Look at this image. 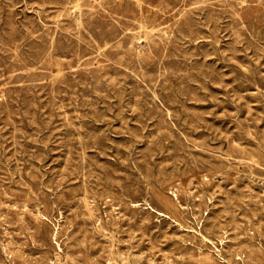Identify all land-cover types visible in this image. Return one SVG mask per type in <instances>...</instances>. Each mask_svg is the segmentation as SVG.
I'll use <instances>...</instances> for the list:
<instances>
[{"label": "rangeland", "instance_id": "1", "mask_svg": "<svg viewBox=\"0 0 264 264\" xmlns=\"http://www.w3.org/2000/svg\"><path fill=\"white\" fill-rule=\"evenodd\" d=\"M135 1L0 0V264H264V0Z\"/></svg>", "mask_w": 264, "mask_h": 264}, {"label": "bare ground", "instance_id": "2", "mask_svg": "<svg viewBox=\"0 0 264 264\" xmlns=\"http://www.w3.org/2000/svg\"><path fill=\"white\" fill-rule=\"evenodd\" d=\"M87 1V0H86ZM99 1V0H98ZM137 1V0H136ZM135 1V2H136ZM196 1V0H195ZM198 1V0H197ZM196 1V2H197ZM259 1V0H258ZM69 2V1H68ZM78 2V1H77ZM77 2H76V4H77ZM79 2H80V0H79ZM101 2V1H100ZM129 2V1H128ZM229 2V1H228ZM250 2V1H249ZM61 3V2H60ZM85 3V2H84ZM96 3V2H95ZM108 3V2H107ZM221 3V2H220ZM232 3V2H231ZM235 3V2H234ZM234 3H232V4H234ZM237 3H239V2H237ZM106 4V3H105ZM117 4H118V2H117ZM230 4V3H229ZM228 4V5H229ZM192 5V4H191ZM202 5V4H201ZM216 5V4H215ZM220 5V4H219ZM244 5V4H243ZM242 5V6H243ZM80 5H77V7H79ZM142 6V5H141ZM217 6V5H216ZM226 6V5H225ZM240 6V5H239ZM249 6V5H248ZM247 6V7H248ZM6 7V6H5ZM74 7V6H73ZM145 7V6H144ZM200 7V6H199ZM204 7V6H203ZM220 7V6H219ZM222 7V6H221ZM252 7V6H251ZM97 8H98V6H97ZM148 8V7H147ZM169 8V7H168ZM207 8V7H206ZM245 8V7H244ZM39 9V8H38ZM65 9V8H64ZM141 9V8H140ZM15 10V9H14ZM80 10V9H79ZM154 10V9H153ZM185 10V9H184ZM184 10H182V12L184 11ZM216 10V9H215ZM221 10V9H220ZM244 10V9H243ZM47 11V10H46ZM45 11V12H46ZM86 11V10H85ZM92 11V10H91ZM102 11V10H101ZM104 11V10H103ZM187 11V10H186ZM192 11V10H191ZM228 11V10H227ZM236 11H237V9H236ZM260 11V10H259ZM6 12V11H5ZM75 12V11H74ZM105 12V11H104ZM156 12V11H155ZM177 12V11H176ZM193 12V11H192ZM231 12V11H230ZM241 12V11H240ZM246 12V11H245ZM43 13V12H42ZM64 13V12H63ZM106 13V12H105ZM125 13V12H124ZM161 13V12H160ZM217 13V12H216ZM232 13V12H231ZM238 13V12H237ZM45 14V13H44ZM61 14H62V12H61ZM142 14V13H141ZM144 14H146V13H144ZM181 14V13H180ZM180 14H177V15H180ZM195 14V13H194ZM233 14V13H232ZM256 14V13H255ZM257 14H259V13H257ZM67 15H69V14H67ZM150 15V14H149ZM186 15V14H185ZM215 15V14H214ZM218 15V14H217ZM220 15V14H219ZM261 15V14H260ZM44 16V15H43ZM65 16V15H64ZM105 16V15H104ZM161 16V15H160ZM187 16H189V15H187ZM186 16V17H187ZM213 16V15H212ZM231 15H229V17H230ZM236 16V15H235ZM58 17V16H57ZM69 17V16H68ZM71 17V16H70ZM69 17V18H70ZM216 17V16H215ZM237 17V16H236ZM76 18V17H75ZM155 18V17H154ZM193 18V17H192ZM257 18V17H256ZM72 19V18H71ZM80 19V18H79ZM142 19V18H141ZM191 19V18H190ZM233 19V18H232ZM255 19V18H254ZM81 20V19H80ZM87 20V19H86ZM216 20H217V18H216ZM235 20V19H234ZM243 20V19H242ZM248 20V19H247ZM246 20V21H247ZM256 20V19H255ZM108 21V20H107ZM113 21V20H112ZM193 21V20H192ZM196 21H197V19H196ZM30 22V21H29ZM28 22V23H29ZM48 22V21H47ZM50 22V21H49ZM52 22V21H51ZM58 22V21H57ZM132 22V21H131ZM144 22H145V20H144ZM250 22V21H249ZM258 22V21H257ZM32 23V22H31ZM61 23V22H60ZM116 23V22H115ZM114 23V24H115ZM150 23V22H149ZM243 23V22H242ZM245 23V22H244ZM251 23V22H250ZM9 24H11V23H9ZM14 24V23H13ZM56 24V23H55ZM54 24V25H55ZM122 24V23H121ZM134 24V23H133ZM135 24H137V23H135ZM142 24V23H141ZM185 24V23H184ZM194 24V23H193ZM5 25V24H4ZM19 25V24H18ZM32 25V24H31ZM36 25V24H35ZM43 25V24H42ZM58 25V24H57ZM79 25V24H78ZM190 25V24H189ZM195 25V24H194ZM237 25V24H236ZM244 25V24H243ZM12 26V25H11ZM34 26V25H33ZM38 26V25H37ZM60 26V25H59ZM66 26V25H65ZM68 26V25H67ZM31 27V26H30ZM54 27V26H53ZM74 27V26H73ZM141 27H143V26H141ZM234 27V26H233ZM236 27H238V26H236ZM255 27H257V26H255ZM254 27V28H255ZM38 28V27H37ZM44 28V27H43ZM76 28V27H75ZM78 28H79V26H78ZM83 28V27H82ZM109 27H107V29H108ZM124 28V27H123ZM177 28V27H176ZM197 28H199V27H197ZM253 28V27H252ZM45 29V28H44ZM167 29V28H166ZM179 29V28H178ZM182 29V28H181ZM187 29V28H186ZM200 29V28H199ZM242 29H244V28H242ZM257 29V28H256ZM34 30V29H33ZM57 30V29H56ZM55 30V31H56ZM125 30V29H124ZM180 30V29H179ZM13 31V30H12ZM64 31V30H63ZM167 31H169L168 29H167ZM250 31H251V28H250ZM48 32V31H47ZM79 32V31H78ZM102 32V31H101ZM172 32V31H171ZM177 32V31H176ZM184 32H187V31H184ZM260 32V31H259ZM3 33V32H2ZM38 33V32H37ZM105 33V32H104ZM107 33V32H106ZM141 33V32H140ZM151 33V32H150ZM189 33V32H188ZM191 33V32H190ZM245 33H246V31H245ZM262 33V32H261ZM64 34V33H63ZM125 34H127V33H125ZM131 34H133V33H131ZM152 34V33H151ZM158 34V33H157ZM171 35H173L172 33H170ZM178 34V33H177ZM180 34V33H179ZM250 34H252V32H250ZM40 35V34H39ZM75 35V34H74ZM167 35V34H166ZM15 36V35H14ZM38 36V35H37ZM81 36V35H80ZM137 36V35H136ZM152 36V35H151ZM247 36H249V35H247ZM263 36V35H262ZM1 37V36H0ZM116 37V36H115ZM133 37V36H132ZM245 37H246V35H245ZM88 38V37H87ZM163 38V37H162ZM260 38V37H259ZM9 39V38H8ZM55 39V38H54ZM80 39V38H79ZM89 39V38H88ZM140 39H141V37H140ZM166 39V38H165ZM247 39V38H246ZM251 39V38H250ZM2 40H3V38H2ZM105 40V39H104ZM134 40H136V39H134ZM175 41L177 40V38L176 39H174ZM237 40V39H236ZM248 40V39H247ZM1 41V40H0ZM78 41V40H77ZM240 41V40H239ZM252 41V40H251ZM43 42V41H42ZM149 42H151V41H149ZM161 42H163V41H161ZM261 42V41H260ZM27 43V42H26ZM140 43V42H139ZM154 43V42H153ZM251 43V42H250ZM25 44V43H24ZM43 44V43H42ZM106 44V43H105ZM117 44V43H116ZM172 44V43H171ZM29 45V44H28ZM45 46H46V44H44ZM79 45V44H78ZM140 45V44H139ZM146 45V44H145ZM161 45V44H160ZM169 45V44H168ZM219 45V44H218ZM4 46V45H3ZM63 46V45H62ZM68 46V45H67ZM98 46V45H97ZM24 47H25V45H24ZM55 48H56V46H54ZM61 47V46H60ZM99 47V46H98ZM134 47V46H133ZM149 47V46H148ZM50 48V47H49ZM62 48V47H61ZM92 48V47H91ZM138 48V47H137ZM143 48V47H142ZM157 48H159V47H157ZM5 49V48H4ZM51 49V48H50ZM85 49V48H84ZM150 49V48H149ZM174 49V48H173ZM183 49H185V48H183ZM107 50V49H106ZM165 50V49H164ZM3 51V50H2ZM12 51V50H11ZM16 51V50H15ZM42 51V50H41ZM117 51V50H116ZM155 51H157V50H155ZM218 51H219V49H218ZM49 52V51H48ZM101 52V51H100ZM112 52V51H111ZM120 52V51H119ZM122 52V51H121ZM128 52V51H127ZM154 52V51H153ZM166 52H168V51H166ZM182 52V51H181ZM124 53V52H123ZM136 53V52H135ZM157 53V52H156ZM178 53V52H177ZM219 53V52H218ZM221 53V52H220ZM47 54H49V53H47ZM98 54V53H97ZM108 54V53H107ZM187 54V53H186ZM56 55V54H55ZM152 55V54H151ZM166 55V54H165ZM181 55V54H180ZM48 56V55H47ZM117 56V55H116ZM129 56V55H128ZM134 56H135V54H134ZM145 56V55H144ZM168 56V55H167ZM171 56V55H170ZM172 56H174V55H172ZM51 57V56H50ZM113 57H115V56H113ZM131 57V56H130ZM141 57V56H140ZM133 58V57H132ZM131 58V59H132ZM113 59H115V58H113ZM121 59H123V58H121ZM141 59V58H140ZM176 59V58H175ZM182 59H184V58H182ZM86 60V59H85ZM125 60V59H124ZM165 60V59H164ZM185 60H188V59H185ZM9 61V60H8ZM20 61H21V59H20ZM24 61V60H23ZM93 61H95V60H93ZM118 61V60H117ZM125 61H127V60H125ZM134 61V60H133ZM176 61V60H175ZM10 62V61H9ZM13 62H17V61H13ZM25 62V61H24ZM32 62V61H31ZM59 62V61H58ZM103 62V61H102ZM33 63H35V62H33ZM44 63V62H43ZM51 63H52V61H51ZM89 63V62H88ZM134 63V62H133ZM159 63V62H158ZM36 64H37V62H36ZM45 64V63H44ZM84 64V63H83ZM117 64V63H116ZM127 64V63H126ZM184 64V63H183ZM185 64H186V62H185ZM38 65V64H37ZM91 65V64H90ZM98 65H99V63H98ZM114 65V64H113ZM144 65V64H143ZM186 65H188V64H186ZM16 66V65H15ZM41 66V65H40ZM85 66V65H84ZM88 66V65H87ZM97 66V65H96ZM105 66V65H104ZM194 66V65H193ZM235 66V65H234ZM32 67V66H31ZM120 67V66H119ZM125 67V66H124ZM134 67V66H133ZM137 67V66H136ZM161 67V66H160ZM186 67V66H185ZM23 68V67H22ZM103 68V67H102ZM114 68H116V67H114ZM113 68V69H114ZM249 68V67H248ZM71 69V68H70ZM82 69V68H81ZM136 69V68H135ZM155 69V68H154ZM258 69V68H257ZM8 70V69H7ZM93 70V69H92ZM124 70V69H123ZM144 70V69H143ZM142 70V71H143ZM194 70H196V69H194ZM241 70V69H240ZM253 70V69H252ZM256 70V69H255ZM86 71V70H85ZM88 71V70H87ZM102 71V70H101ZM169 71V70H168ZM35 72H36V70H35ZM81 72V71H80ZM93 72V71H92ZM102 72H105V71H102ZM129 72V71H128ZM137 72V71H136ZM203 72V71H202ZM245 72V71H244ZM28 73V72H27ZM61 73V72H60ZM82 74H83V72H81ZM117 73H118V71H117ZM238 73V72H237ZM250 73V72H249ZM37 74V73H36ZM35 74V75H36ZM89 74V73H88ZM122 74V73H121ZM164 74V73H163ZM201 74V73H200ZM214 74V73H213ZM124 75V74H123ZM128 75V74H127ZM156 75V74H155ZM160 75V74H159ZM248 74L246 73V76H247ZM16 76V75H15ZM31 76H33V75H31ZM126 76V75H125ZM169 76H170V72H169ZM181 76V75H180ZM202 76V75H201ZM217 76V75H216ZM236 76V75H235ZM239 76V75H238ZM237 76V77H238ZM245 76V75H244ZM245 76V77H246ZM250 76V75H249ZM1 77V76H0ZM23 77H25L24 75H23ZM30 76H28L27 78H29ZM64 77V76H63ZM141 77V76H140ZM165 77H166V75H165ZM194 77V76H193ZM198 77V76H197ZM252 77H253V75H252ZM257 77V76H256ZM13 79H14V77H12ZM17 78V77H16ZM43 78V77H42ZM47 78H49V77H47ZM105 78V77H104ZM133 78H134V76H133ZM132 78V79H133ZM136 78V77H135ZM142 78V77H141ZM180 78V77H179ZM184 78H185V76H184ZM200 78V77H199ZM215 78V77H214ZM258 78V77H257ZM256 78V79H257ZM11 79V78H10ZM33 79H35V78H33ZM44 79V78H43ZM75 79V78H74ZM126 79V78H125ZM163 79V78H162ZM161 79V80H162ZM186 79H187V77H186ZM206 79H208V78H206ZM41 80V79H40ZM60 80V79H59ZM76 80V79H75ZM103 80V79H102ZM108 80V79H107ZM117 80V79H116ZM154 80H156V79H154ZM219 80V79H218ZM31 81V80H30ZM44 81V80H43ZM97 81V80H96ZM110 81V80H109ZM126 81V80H125ZM175 81V80H174ZM202 81V80H201ZM247 81V80H246ZM23 82V81H22ZM21 82V83H22ZM26 82H28V80L26 81ZM25 82V83H26ZM37 82H39V81H37ZM77 82V81H76ZM92 82H93V80H92ZM161 82V81H160ZM244 82V81H243ZM9 83V82H8ZM12 83H14V82H12ZM110 83V82H109ZM137 83V82H136ZM159 83V82H158ZM180 83V82H179ZM207 83V82H206ZM240 83V82H239ZM246 83V82H245ZM257 83V82H256ZM2 84V83H1ZM90 84V83H89ZM242 84V83H241ZM248 84V83H247ZM46 85V84H45ZM53 85V84H52ZM105 85V84H104ZM159 85V84H158ZM261 85V84H260ZM7 86H8V84H7ZM23 86V85H22ZM33 86V85H32ZM95 86V85H94ZM97 86V85H96ZM116 86V85H115ZM153 86V85H152ZM155 86H157V85H155ZM165 86V85H164ZM5 87V86H4ZM27 87V86H26ZM49 88H50V86H48ZM98 87V86H97ZM104 87V86H103ZM112 87V86H111ZM139 87V86H138ZM180 87V86H179ZM23 88V87H22ZM29 88V87H28ZM68 88V87H67ZM81 88V87H80ZM84 88V87H83ZM105 88V87H104ZM137 88V87H136ZM140 88V87H139ZM143 88H145V87H143ZM175 88V87H174ZM185 88V87H184ZM187 88V87H186ZM185 88V89H186ZM27 89V88H26ZM25 89V90H26ZM100 89V88H99ZM107 89H108V87H107ZM116 89V88H115ZM251 89H252V87H251ZM10 90V89H9ZM164 91H165V89H163ZM1 91V90H0ZM92 91V90H91ZM156 91V90H155ZM154 91V92H155ZM162 91V90H161ZM173 91V90H172ZM106 92V91H105ZM111 92V91H110ZM261 92V91H260ZM148 93V92H147ZM165 93V92H164ZM54 94V93H53ZM52 94V95H53ZM168 94H170V93H168ZM39 95V94H38ZM68 95V94H67ZM161 95V94H160ZM56 96V95H55ZM171 96V95H170ZM173 96V95H172ZM183 96V95H182ZM38 97V96H37ZM106 97V96H105ZM108 97V96H107ZM156 97V96H155ZM264 97V96H263ZM262 97V98H263ZM154 98V97H153ZM181 98V97H180ZM53 99V98H52ZM69 99H70V97H69ZM168 99V98H167ZM182 99V98H181ZM198 99V98H197ZM162 100V99H161ZM2 102V101H1ZM24 102V101H23ZM60 102V101H59ZM153 102V101H152ZM155 102V101H154ZM158 102V101H157ZM13 103V102H12ZM29 103V102H28ZM34 103H35V101H34ZM40 103V102H39ZM164 103V102H163ZM16 104V103H15ZM155 104V103H154ZM7 105V104H6ZM22 105V104H21ZM78 105V104H77ZM173 106V105H172ZM155 107V106H154ZM76 108V107H75ZM77 109V108H76ZM20 111V110H19ZM79 111V110H78ZM17 112V111H16ZM66 113V112H65ZM76 113V112H75ZM159 113H160V111H159ZM158 113V114H159ZM63 115V114H62ZM26 117V116H25ZM66 117V116H65ZM7 118V117H6ZM169 118V117H168ZM9 119V118H8ZM30 119V118H29ZM71 119V118H70ZM76 120H77V118H76ZM49 121H51V120H49ZM66 121V120H65ZM72 121V120H71ZM68 122V121H67ZM53 123V122H52ZM31 124V123H30ZM37 124V123H36ZM65 124H66V122H65ZM165 124V123H164ZM68 125V124H67ZM34 126V125H33ZM19 127V126H18ZM49 127V126H48ZM32 128V127H31ZM240 128H242V127H240ZM84 129V128H83ZM46 130H48V129H46ZM68 130V129H67ZM71 130V129H70ZM165 130V129H164ZM32 131V130H31ZM81 131V130H80ZM33 132V131H32ZM75 132V131H74ZM2 133V132H1ZM34 133V132H33ZM38 133H39V131H38ZM85 133V132H84ZM242 133V132H241ZM37 135V134H36ZM244 135V134H243ZM246 135V134H245ZM81 136V135H80ZM247 136V135H246ZM12 137H14V136H12ZM22 137H24V136H22ZM17 138V137H16ZM252 138V137H251ZM20 139V138H19ZM254 139V138H253ZM27 140H28V138H27ZM38 140V139H37ZM1 141H2V139H1ZM6 141V140H5ZM39 141V140H38ZM81 141V140H80ZM100 141V140H99ZM259 141V140H258ZM87 142V141H86ZM95 142V141H94ZM257 142V141H256ZM2 143V142H1ZM16 143V142H15ZM83 143V142H82ZM254 143V142H253ZM3 144V143H2ZM8 144V143H7ZM32 144V143H31ZM85 144V143H84ZM87 144H89V143H87ZM93 144V143H92ZM97 144V143H96ZM15 145V144H14ZM43 145V144H42ZM85 146V145H84ZM1 147V146H0ZM3 147V146H2ZM18 147V146H17ZM35 147V146H34ZM93 147H94V145H93ZM26 149V148H25ZM24 149V150H25ZM95 149V148H94ZM39 150V149H38ZM81 150H83V149H81ZM262 150V149H261ZM14 151H16L15 149H14ZM27 151V150H26ZM86 151V150H85ZM2 153V152H1ZM4 153V152H3ZM28 153V152H27ZM30 153V152H29ZM33 154H34V152H33ZM77 154V153H76ZM264 154V153H263ZM22 155V154H21ZM86 155V154H85ZM4 156V155H3ZM15 156V155H14ZM81 157V156H80ZM236 157V156H235ZM240 157V156H239ZM84 158V157H83ZM243 158V157H242ZM247 158V157H246ZM7 159V158H6ZM16 159V158H15ZM24 159H26V158H24ZM71 159V158H70ZM81 159V158H80ZM1 160V159H0ZM11 160V159H10ZM33 160V159H32ZM217 160V159H216ZM223 160V159H222ZM222 160H220V161H222ZM252 160V159H251ZM12 161V160H11ZM17 161V160H16ZM219 161V160H218ZM84 162V161H83ZM196 162V161H195ZM263 162H264V160H263ZM9 163H11V162H9ZM26 163V162H25ZM194 163V162H193ZM4 164V163H3ZM8 164V163H7ZM83 164V163H82ZM68 165V164H67ZM205 165V164H204ZM13 166V165H12ZM228 166V165H227ZM231 166V165H230ZM253 166V165H252ZM255 166V165H254ZM253 166V167H254ZM8 167V166H7ZM18 167V166H17ZM75 167V166H74ZM129 167V166H128ZM133 167V166H132ZM146 167H148V166H146ZM198 167V166H197ZM200 167V166H199ZM198 167V168H199ZM231 167H233V166H231ZM260 167V166H259ZM4 168V167H3ZM149 168H151V167H149ZM211 168V167H210ZM222 168H224V167H222ZM5 169V168H4ZM17 169V168H16ZM36 169V168H35ZM94 169V168H93ZM98 169V168H97ZM100 169V168H99ZM195 169V168H194ZM203 169H205L204 167H203ZM83 170V169H82ZM81 170V171H82ZM110 170V169H109ZM127 170V169H126ZM130 170V169H129ZM227 170V169H226ZM231 170V169H230ZM230 170H228V171H230ZM235 170H237V169H235ZM257 170V169H256ZM1 171V170H0ZM32 171V170H31ZM75 171V170H74ZM104 171V170H103ZM136 171V170H135ZM138 171V170H137ZM148 171V170H147ZM216 171V170H215ZM224 171V170H223ZM227 171V172H228ZM261 171V170H260ZM84 172V171H83ZM82 172V173H83ZM226 172V171H225ZM226 172V173H227ZM232 172V171H231ZM242 172V171H241ZM26 173V172H25ZM78 173V172H77ZM81 173V172H80ZM94 173V172H93ZM133 173V172H132ZM217 173V172H216ZM226 173H224V174H226ZM264 173V172H263ZM7 175V174H6ZM74 175V174H73ZM82 175V174H81ZM230 175V174H229ZM244 175V174H243ZM26 176V175H25ZM66 176V175H65ZM75 176V175H74ZM83 176V175H82ZM127 176V175H126ZM158 176V175H157ZM253 176V175H252ZM21 177V176H20ZM60 177V176H59ZM71 177V176H70ZM153 177V176H152ZM159 177V176H158ZM200 177V176H199ZM213 177V176H212ZM237 177V176H236ZM36 178V177H35ZM79 178V177H78ZM243 178V177H242ZM241 178V179H242ZM8 179V178H7ZM13 179H14V177H13ZM17 179V178H16ZM85 179V178H84ZM98 179V178H97ZM144 179V178H143ZM147 179V178H146ZM157 179V178H156ZM172 179V178H171ZM206 179V178H205ZM228 179V178H227ZM231 179V178H230ZM236 179V178H235ZM37 180V179H36ZM150 180V179H149ZM152 181H153V179H151ZM240 180V179H239ZM23 181V180H22ZM90 181V180H89ZM93 181H94V179H93ZM142 181V180H141ZM195 181V180H194ZM255 181V180H254ZM3 182V181H2ZM36 182V181H35ZM92 182V181H91ZM110 182V181H109ZM108 182V183H109ZM146 182V181H145ZM209 182V181H208ZM10 183V182H9ZM38 183V182H37ZM41 183V182H40ZM44 183V182H43ZM67 183V182H66ZM90 183V182H89ZM113 183V182H112ZM111 183V184H112ZM130 183V182H129ZM212 183V182H211ZM27 184V183H26ZM53 184V183H52ZM57 184V183H56ZM65 184V183H64ZM76 184H78V183H76ZM126 184V183H125ZM165 185H166V183H164ZM204 184H205V182H204ZM210 184V183H209ZM0 185H2V184H0ZM7 185H8V183H7ZM34 185V184H33ZM41 185V184H40ZM45 185V184H44ZM158 185V184H157ZM163 185V184H162ZM164 185V186H165ZM181 185V184H180ZM105 186V185H104ZM142 186V185H141ZM147 186V185H146ZM177 186V185H176ZM190 186V185H189ZM3 187V186H2ZM13 187V186H12ZM43 187V186H42ZM50 187V186H49ZM63 187V186H62ZM62 187H61V189H62ZM107 187V186H106ZM105 187V188H106ZM175 187V186H174ZM10 188V187H9ZM56 188V187H55ZM58 188V187H57ZM115 188V187H114ZM118 188V187H117ZM121 188V187H120ZM24 189V188H23ZM60 189V188H59ZM97 189V188H96ZM113 189V188H112ZM146 189H147V187H146ZM164 189V188H163ZM7 190V189H6ZM6 190H4V191H6ZM26 190V189H25ZM28 190H30V189H28ZM57 190V189H56ZM99 190V189H98ZM136 190V189H135ZM140 190V189H139ZM144 190V189H143ZM177 190V189H176ZM204 190V189H203ZM39 191V190H38ZM123 191V190H122ZM148 191H149V188H148ZM170 191V190H169ZM188 191V190H187ZM32 192V191H31ZM46 192V191H45ZM44 192V193H45ZM54 192V191H53ZM60 192V191H59ZM62 192V191H61ZM106 192V191H105ZM112 192V191H111ZM123 192H125V191H123ZM146 192V191H145ZM182 192V191H181ZM1 193V192H0ZM43 193V192H42ZM63 193V192H62ZM85 193V192H84ZM127 193V192H126ZM132 193V192H131ZM107 194V193H106ZM167 194H169V193H167ZM175 194V193H174ZM1 195V194H0ZM13 195V194H12ZM11 195V196H12ZM93 195H95V194H93ZM173 195V194H172ZM186 195V194H185ZM189 195H191V194H189ZM39 196V195H38ZM41 196V195H40ZM51 196H52V194H51ZM56 196V195H55ZM54 196V197H55ZM101 196V195H100ZM107 196V195H106ZM140 196V195H139ZM184 196V195H183ZM5 197V196H4ZM34 197V196H33ZM32 197V198H33ZM96 197V196H95ZM173 197V196H172ZM190 197V196H189ZM35 198V197H34ZM185 198H187V197H185ZM11 199V198H10ZM40 199V198H39ZM45 199V198H44ZM62 199V198H61ZM64 199V198H63ZM126 199V198H125ZM141 199V198H140ZM175 199H176V197H175ZM54 200V199H53ZM158 201V200H157ZM156 201V202H157ZM190 201V200H189ZM66 202V201H65ZM98 202H99V200H98ZM109 202H110V200H109ZM126 202V201H125ZM239 202H241V201H239ZM44 203V202H43ZM55 203H57V202H55ZM60 203H62V201L60 202ZM104 203V202H103ZM35 204V203H34ZM33 204V205H34ZM40 204V203H39ZM71 204V203H70ZM114 204V203H113ZM112 204V205H113ZM136 204V203H135ZM62 205V204H61ZM86 205V204H85ZM84 205V206H85ZM121 205V204H120ZM132 205V204H131ZM4 206H6V205H4ZM40 206V205H39ZM38 206V207H39ZM60 206V205H59ZM76 206V205H75ZM79 206V205H78ZM81 206V205H80ZM93 206V205H92ZM91 206V207H92ZM95 206V205H94ZM102 206V205H101ZM105 206V205H104ZM124 206V205H123ZM24 207V206H23ZM37 207V206H36ZM53 207V206H52ZM62 207V206H61ZM10 208H11V206H10ZM25 208V207H24ZM43 208V207H42ZM72 208V207H71ZM88 208V207H87ZM104 208V207H103ZM106 208V207H105ZM140 208V207H139ZM14 209V208H13ZM27 209V208H26ZM33 209V208H32ZM78 209V208H77ZM91 209V208H90ZM35 210V209H34ZM39 210V209H38ZM52 210V209H51ZM65 210H67V209H65ZM69 210V209H68ZM88 210V209H87ZM113 210V209H112ZM8 211V210H7ZM17 211V210H16ZM24 211V210H23ZM29 211V210H28ZM59 211V210H58ZM71 211V210H70ZM140 211V210H139ZM35 212V211H34ZM39 212V211H38ZM72 212V211H71ZM79 212V211H78ZM83 212H85V211H83ZM127 212V211H126ZM75 213V212H74ZM90 213H92V212H90ZM89 213V214H90ZM110 213H111V211H110ZM119 213V212H118ZM117 213V214H118ZM32 214V213H31ZM38 214V213H37ZM64 214H65V212H64ZM81 214V213H80ZM87 214V213H86ZM105 214V213H104ZM141 214V213H140ZM54 215V214H53ZM84 215V214H83ZM88 215V214H87ZM92 215V214H91ZM106 215V214H105ZM119 215V214H118ZM40 216V215H39ZM97 216V215H96ZM19 217V216H18ZM38 217V216H37ZM111 217V216H110ZM186 217H187V215H186ZM17 218V217H16ZM48 218V217H47ZM52 218V217H51ZM96 218V217H95ZM13 219V218H12ZM18 219V218H17ZM53 219V218H52ZM84 219V218H83ZM94 219V218H93ZM106 219V218H105ZM119 219V218H118ZM192 219V218H191ZM6 220V219H5ZM22 220H24V219H22ZM40 220V219H39ZM45 220V219H44ZM48 220V219H47ZM81 220H82V218H81ZM116 220V219H115ZM36 221H38V219L36 220ZM50 221H52V220H50ZM83 221V220H82ZM90 221V220H89ZM107 221V220H106ZM22 222V221H21ZM53 222V221H52ZM95 222V221H94ZM111 222V221H110ZM152 222V221H151ZM2 223V222H1ZM38 223V222H37ZM40 223V222H39ZM43 223V222H42ZM56 223V222H55ZM75 223V222H74ZM78 223H80V222H78ZM97 223V222H96ZM95 223V224H96ZM116 223V222H115ZM148 223V222H147ZM186 223V222H185ZM249 223H251V222H249ZM17 224V223H16ZM25 224V223H24ZM51 224V223H50ZM53 224V223H52ZM51 224V225H52ZM59 224V223H58ZM86 224V223H85ZM93 224V223H92ZM100 224V223H99ZM98 224V225H99ZM114 224V223H113ZM14 225V224H13ZM23 225V224H22ZM25 226V225H24ZM71 226V225H70ZM74 226V225H73ZM86 226V225H85ZM93 226V225H92ZM251 226V225H250ZM7 227V226H6ZM72 227V226H71ZM102 227V226H101ZM2 228V227H1ZM16 228V227H15ZM25 228V227H24ZM40 228V227H39ZM56 228V227H55ZM61 228V227H60ZM69 228V227H68ZM100 228V227H99ZM109 228V227H108ZM245 228V227H244ZM8 229V228H7ZM11 229V228H10ZM29 229V228H28ZM38 229V228H37ZM71 229V228H70ZM77 229V228H76ZM193 229V228H192ZM249 229V228H248ZM64 230V229H63ZM90 230V229H89ZM93 230V229H92ZM102 230V229H101ZM109 230H111V229H109ZM242 230H244V229H242ZM1 231V230H0ZM61 231V230H60ZM66 231V230H65ZM68 231V230H67ZM112 231V230H111ZM110 231V232H111ZM116 231V230H115ZM259 231V230H258ZM58 232H59V230H58ZM57 232V233H58ZM100 232V231H99ZM121 232V231H120ZM11 233V232H10ZM25 233H27V231L25 232ZM106 233V232H105ZM255 233V232H254ZM2 234H5V233H2ZM9 234V233H8ZM23 234V233H22ZM69 234V233H68ZM6 235V234H5ZM20 235V234H19ZM26 235V234H25ZM58 235V234H57ZM102 235V234H101ZM111 235V234H110ZM246 235V234H245ZM255 235V234H254ZM7 236V235H6ZM106 236V235H105ZM261 236V235H260ZM24 237V236H23ZM28 237V236H27ZM46 237V236H45ZM95 237V236H94ZM112 237H114V236H112ZM1 238V237H0ZM10 238V237H9ZM30 238V237H29ZM51 238H52V236H51ZM50 238V239H51ZM115 238V237H114ZM114 238H113V240H114ZM263 238V237H262ZM53 239V238H52ZM58 239V238H57ZM106 239V238H105ZM112 239V238H111ZM119 239V238H118ZM251 239V238H250ZM28 240V239H27ZM86 240V239H85ZM84 240V241H85ZM249 240V239H248ZM253 240H254V238H253ZM12 241V240H11ZM108 241V240H107ZM202 241V240H201ZM21 242V241H20ZM48 242H50V241H48ZM59 242V241H58ZM111 242V241H110ZM205 242V241H204ZM250 242H251V240H250ZM15 243V242H14ZM22 243V242H21ZM35 243V242H34ZM82 243V242H81ZM80 243V244H81ZM98 243H100V242H98ZM201 243V242H200ZM252 243V242H251ZM262 243V242H261ZM52 244V243H51ZM79 244V243H78ZM90 244V243H89ZM111 244V243H110ZM112 244H114V243H112ZM111 244V245H112ZM194 244V243H193ZM254 244V243H253ZM2 245V244H1ZM47 245V244H46ZM7 246H9V245H7ZM32 246V245H31ZM44 246V245H43ZM55 246V245H54ZM64 246V245H63ZM76 246H78V245H76ZM81 246V245H80ZM113 246V245H112ZM27 247V246H26ZM42 247V246H41ZM48 247V246H47ZM73 247V246H72ZM262 247H264V246H262ZM7 248V247H6ZM17 248V247H16ZM20 248V247H19ZM65 248V247H64ZM74 248V247H73ZM83 248V247H82ZM85 248V247H84ZM114 248V247H113ZM193 248V247H192ZM201 248V247H200ZM8 249V248H7ZM37 249V248H36ZM68 249V248H67ZM186 249V248H185ZM258 249V248H257ZM9 250V249H8ZM54 250V249H53ZM82 250V249H81ZM113 250V249H112ZM201 250V249H200ZM253 250H254V248H253ZM17 251V250H16ZM19 251V250H18ZM37 251H39V250H37ZM58 251V250H57ZM103 251V250H102ZM109 251V250H108ZM206 251V250H205ZM263 251V250H262ZM3 252H5V251H3ZM8 252V251H7ZM54 252V251H53ZM61 252H62V250H61ZM106 252V251H105ZM117 252V251H116ZM55 253V252H54ZM53 253V254H54ZM90 253V252H89ZM108 253V252H107ZM114 253V252H113ZM211 253V252H210ZM264 253V252H263ZM262 253V254H263ZM6 254V253H5ZM44 254V253H43ZM82 254V253H81ZM85 254V253H84ZM248 254V253H247ZM251 254V253H250ZM253 254V253H252ZM10 255V254H9ZM62 255V254H61ZM87 255V254H86ZM118 255V254H117ZM199 255V254H198ZM202 255V254H201ZM258 255V254H257ZM23 256V255H22ZM25 256V255H24ZM56 256H57V254H56ZM109 256V255H108ZM260 256V255H259ZM10 257V256H9ZM98 257H100V256H98ZM122 257V256H121ZM128 257V256H127ZM182 257V256H181ZM213 257V256H212ZM263 257V256H262ZM4 258V257H3ZM12 258V257H11ZM43 258V257H42ZM125 258V257H124ZM5 259V258H4ZM38 259V258H37ZM114 259V258H113ZM117 259V258H116ZM176 259V258H175ZM182 259V258H181ZM34 260V259H33ZM48 260V259H47ZM111 260V259H110ZM125 260V259H124ZM127 260H129V259H127ZM51 261V260H50ZM49 261V262H50ZM66 261H68V260H66ZM176 261V260H175ZM38 262V261H37ZM74 262V261H73ZM77 262H78V260H77ZM110 262V261H109ZM134 262V261H133ZM169 262V261H168ZM217 262V261H216ZM256 262V261H255ZM258 262V261H257ZM260 262V261H259ZM51 263V262H50ZM55 263V262H54ZM68 263V262H67ZM113 263V262H112ZM115 263V262H114ZM217 263H219V262H217ZM3 264H4V262H3ZM79 264V263H78ZM85 264V263H84ZM125 264V263H124ZM169 264V263H168ZM197 264V263H196ZM215 264V263H214ZM220 264V263H219Z\"/></svg>", "mask_w": 264, "mask_h": 264}]
</instances>
